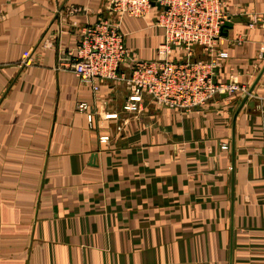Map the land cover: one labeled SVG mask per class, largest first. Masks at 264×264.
<instances>
[{"label": "crops", "instance_id": "crops-1", "mask_svg": "<svg viewBox=\"0 0 264 264\" xmlns=\"http://www.w3.org/2000/svg\"><path fill=\"white\" fill-rule=\"evenodd\" d=\"M108 2L0 0V264H264V0H224L212 55L219 82L263 71L252 93L191 112H124L122 82L96 92L58 65ZM156 15L122 20L139 59L157 58Z\"/></svg>", "mask_w": 264, "mask_h": 264}, {"label": "built area", "instance_id": "built-area-1", "mask_svg": "<svg viewBox=\"0 0 264 264\" xmlns=\"http://www.w3.org/2000/svg\"><path fill=\"white\" fill-rule=\"evenodd\" d=\"M156 3L160 7L153 6L152 0H109L108 15L96 23L79 26L74 22L79 27L78 44L63 50L58 65L70 67L83 84L96 92L101 82H122L128 92L122 106L124 112H141L145 101L191 112L217 95L248 94L245 86L215 79L216 60L212 55L225 22L232 17L223 10L224 0H156ZM154 9L155 24L163 30L162 40L156 49L157 58L142 60L127 47L121 24L125 16L144 17ZM71 11L76 13L80 8ZM260 20L264 24V16L252 18L251 26ZM195 46L202 47L209 58L195 59ZM175 49L183 50L184 57L173 58ZM220 57H227V53H221ZM89 107L86 102L77 105L81 112H87ZM88 117L93 120L92 114Z\"/></svg>", "mask_w": 264, "mask_h": 264}, {"label": "water", "instance_id": "water-1", "mask_svg": "<svg viewBox=\"0 0 264 264\" xmlns=\"http://www.w3.org/2000/svg\"><path fill=\"white\" fill-rule=\"evenodd\" d=\"M152 5H153V6L160 7V5L156 3V0H152ZM234 21H235V19H234V18H231L230 20H228V21L225 22L224 27H230V26H231V22H234ZM224 27H223V28H224ZM263 71H264V69H263ZM263 71L261 72V74H259L257 80H256L255 83L253 84L252 88L249 90L248 94H247L246 97H245V100H246V99L249 97V95L252 93V91H253L254 87L256 86L258 80H259L260 77L262 76ZM245 100H244L243 102H245Z\"/></svg>", "mask_w": 264, "mask_h": 264}, {"label": "rangeland", "instance_id": "rangeland-1", "mask_svg": "<svg viewBox=\"0 0 264 264\" xmlns=\"http://www.w3.org/2000/svg\"><path fill=\"white\" fill-rule=\"evenodd\" d=\"M215 59V58H214ZM216 60V65H215V67L217 66V59H215ZM214 70H215V68H214ZM141 106H142V104H141Z\"/></svg>", "mask_w": 264, "mask_h": 264}, {"label": "bare ground", "instance_id": "bare-ground-1", "mask_svg": "<svg viewBox=\"0 0 264 264\" xmlns=\"http://www.w3.org/2000/svg\"><path fill=\"white\" fill-rule=\"evenodd\" d=\"M232 18V17H231ZM228 21V20H227Z\"/></svg>", "mask_w": 264, "mask_h": 264}]
</instances>
